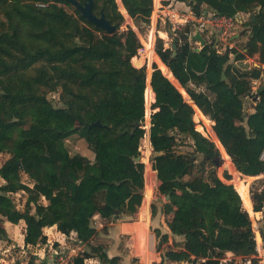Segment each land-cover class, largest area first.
<instances>
[{
    "label": "trees",
    "instance_id": "16d2710c",
    "mask_svg": "<svg viewBox=\"0 0 264 264\" xmlns=\"http://www.w3.org/2000/svg\"><path fill=\"white\" fill-rule=\"evenodd\" d=\"M119 1L135 22H148L153 0ZM179 1L196 15L248 14L241 52L233 47L218 51L215 39L196 50L190 45V26L174 31V49L158 38L156 51L214 121L224 157L229 155L239 173L259 175L264 172V80L255 93L252 81L264 75V0ZM100 10L115 25L114 32L95 27L66 0H0V152L8 154L0 164V241L8 240L6 221L24 220L25 245L46 242L44 227L55 225L87 247L67 264H86L88 258L118 264L120 256L108 257L102 245L92 243L97 234L93 218L134 217L145 185L146 73L144 66L131 63L140 42L131 28H121L118 0H93L94 13ZM253 56L258 63L249 67L236 62ZM169 79L159 69L152 71L151 167L163 209H173L170 234L153 232L156 250L173 236L182 241L160 250V261L152 264H236L234 258L225 259L227 253L254 264L255 234L244 207L251 211L252 200L253 210L260 211L264 190L251 188L249 195L244 182L235 187L226 181L227 171L222 173L226 180L218 175L215 143L196 129L193 108ZM49 93L58 94L59 105ZM247 96L254 101L252 112L246 111ZM96 120L101 126L89 125ZM21 173L33 181L31 187ZM19 190L27 193L23 209L10 195Z\"/></svg>",
    "mask_w": 264,
    "mask_h": 264
},
{
    "label": "rangeland",
    "instance_id": "374dc122",
    "mask_svg": "<svg viewBox=\"0 0 264 264\" xmlns=\"http://www.w3.org/2000/svg\"><path fill=\"white\" fill-rule=\"evenodd\" d=\"M248 18V14L247 13H242L239 14V19H241L242 22L238 21L235 24V27L231 29V32L229 34V36L227 37L226 41H215L214 46H216L217 44V48H219L220 50L225 49L226 47H229V43H231L232 47L234 49H236L237 51H243V45L247 39V28L244 26V22L247 20ZM134 21V20H133ZM135 22V21H134ZM136 26L138 28H140L141 30H145L146 28V24L147 22H143V21H136L135 22ZM167 25H162L159 24L158 28L159 29H163L166 28ZM182 28V27H181ZM180 28V29H181ZM177 30V29H176ZM203 37L208 40L211 41L212 39L216 40V37L214 35H211L209 32L204 31L203 33ZM170 41L171 43L173 42V39L170 37ZM172 47V44H170ZM192 45H194L195 47H200L199 42L197 41L196 43H192ZM173 48V47H172ZM174 49V48H173ZM234 57V54L233 56ZM140 61V60H139ZM237 64L240 67H249L251 65L257 64L258 63V58L257 56H253V57H245L244 59L241 60H236ZM149 77V75H148ZM264 80V75L261 79H259L258 81H256L255 83L252 81V93H255L257 90V87L259 85V83ZM48 97L51 99L52 103L54 105H59L60 102L58 101V94L57 93H49ZM183 99L184 100H190V98L188 97V95L186 93L183 94ZM251 97H248V99L244 98V103L245 106L248 107L251 104ZM194 112H197V110L194 108L193 109V114H195ZM197 117L199 118L198 115H200V117H203L199 112H197ZM194 117V115H193ZM207 118V117H205ZM208 119V118H207ZM206 122V120H205ZM195 125L197 127V129L201 130L200 125L197 121H195ZM183 149L185 150H191L190 146H182ZM218 148H220L222 151H224L221 147L218 146ZM143 150L145 149V147L142 148ZM80 152L82 154H85L87 157H91L92 158V152H90L89 150L86 151V149L81 148ZM144 154V153H143ZM221 155V153L219 152V154L217 155V159L219 160V156ZM222 156V155H221ZM229 156V155H228ZM8 157V154L6 152H0V164ZM226 159H222V166L221 169H219V166L217 167V171L220 173H222L223 171H226V169L224 168L226 166H228L233 174L234 180H233V184L235 187H237V184L240 182H244V184H246L248 192H250V189H256V188H260L263 189L264 188V176L258 177V178H254V177H248L246 175H243L241 173H239L235 167V165L233 164V162L231 161V158L229 157V159H227L228 157L225 156L224 157ZM233 167L235 169H233ZM151 170L149 169L148 171H146L147 173V180L149 181V172ZM154 175V174H153ZM230 175V179L233 178ZM21 180L24 184L28 185V186H32L33 185V181L28 177L27 174L25 173H21ZM3 180L0 178V183H2ZM155 182V178L154 181L148 182V186L151 188L153 186ZM147 186V187H148ZM12 199L14 200L17 208L19 209H23L24 207V203L25 200L27 198V193L24 190H19L17 192H12L11 194ZM250 195V193H249ZM155 190L153 192V196L151 198V202L149 205V210H150V214H151V218L155 217V215L157 214V210L159 207V201L162 203L164 201V197L162 198V200H159ZM41 202L46 203L45 200L41 199ZM149 203V202H148ZM151 208V209H150ZM168 221L171 219V210L170 208H168ZM263 211V209L261 210ZM249 216L252 222V228L253 231L255 233V236H257V240H259L260 238L258 237V230H260V232L263 234L264 233V211L260 214H255L253 211H249ZM260 217V218H259ZM123 219H127L126 217H122ZM25 222L23 220L18 221V222H14V223H5L4 222V227L7 231V235H8V240H1V244H0V264H63V261L67 259L68 257V250L70 248H75V251L78 250V247H84L87 248L84 244L77 242L76 240H74L73 235H70L72 238L67 237V239H65L62 243L54 240L55 238H58V234L53 235L50 237V241H47V237H46V242L44 243H40L37 245H25L23 242V232H24V227H25ZM92 223L94 224V226H96L99 229V232L97 233V235H95V237L92 239V243L94 244H99L102 245L106 250L108 255H129L130 257V261L129 264H152L153 261L154 262H158L160 261V250L166 248V247H178V245L181 244L182 241V237L180 236H173V240L174 241H170L168 243L162 244L159 248V250H156V243L157 240L154 236V229H150V232L148 233V235H146L145 237H141L140 240H134V238H129L126 236H120L118 239H116L115 243L116 246L113 248H108V244L106 242V240H104L103 237V231L100 230V220L99 218L94 217ZM163 230L165 231H169V229L167 227H163ZM160 231L162 232V230L160 229ZM50 235H52L51 232H49ZM135 249L137 250V253L141 254V256H134ZM139 249V250H138ZM261 249V248H260ZM56 252V253H55ZM54 258V260H53ZM230 258H234L235 259V263L236 264H251L249 263V261L244 260V258L241 257H236L234 256L232 253H227L226 254V258L225 259H230ZM118 264H123L121 262V260L118 261ZM127 264V263H125ZM163 264H190V263H172V262H164ZM254 264H259L258 263V259L256 258V262Z\"/></svg>",
    "mask_w": 264,
    "mask_h": 264
},
{
    "label": "built area",
    "instance_id": "2783aa9c",
    "mask_svg": "<svg viewBox=\"0 0 264 264\" xmlns=\"http://www.w3.org/2000/svg\"><path fill=\"white\" fill-rule=\"evenodd\" d=\"M118 3L120 6V10L124 16V22L121 25V28L125 29L127 28V26L131 28L135 32L140 42L136 54L131 59L132 63L134 64L133 62L134 59L137 61L140 60L141 62L138 65L136 64L135 65L138 67L144 66L146 75L148 71H154L155 69H159L163 74H165V71L162 69L160 65L161 63L165 65V63L161 60L160 56L156 51L157 39L161 36L159 35V33L155 34V32H153L152 29L149 28V26H146L144 31L138 28L135 22L133 21V19L125 12L119 0ZM37 4L39 6L45 5V3H37ZM180 4H182L184 7H180L179 6ZM242 13L244 12H239L234 17L219 15L214 12H204L200 15H196L188 5H186L184 2H181L179 0H153L152 10L149 16V20H151V18L155 16V19L158 21L159 24L167 25L171 31H175L176 29H180L181 27L184 26H190L189 40H191L190 36L193 35L195 32H199L203 36L202 33L204 31H207L211 35H214L216 37V41L219 40L226 41L227 37L231 32V29L235 27V24L239 19V14ZM239 21L241 22V19H239ZM228 46L232 47L231 43H229ZM215 47H217V44ZM217 49L218 51H220L219 48ZM156 56L158 57V60L155 58ZM256 81L257 80L253 82L255 83ZM145 102H147V97L145 98ZM153 110L154 109L150 110V103L146 104L144 119L143 121H141V127L144 130V134H143L144 147L150 135V115L153 112ZM207 118L206 120L208 121V123L205 122V119H203V117L200 116L199 118L197 117L195 121L199 123L201 130L197 129V127L196 129L199 130L209 140L213 141L218 149V154L220 152L222 155L223 152L220 148H218V144L216 143V141L218 142L220 141L218 140L213 128L214 121L209 117ZM221 155L219 156V160H221L222 157ZM260 159L264 163V148L261 151ZM149 163L151 164L150 157H149ZM224 166L226 171L233 177L230 168L226 165ZM223 180L226 179L223 178ZM233 180L234 177L226 181L233 183ZM156 181L157 179L155 180V182ZM155 189L156 187L154 186V190ZM144 195H145V190L143 191V196ZM42 199L44 200L43 197ZM69 260L70 258L67 257V259L63 261V264H67Z\"/></svg>",
    "mask_w": 264,
    "mask_h": 264
},
{
    "label": "crops",
    "instance_id": "0c3cea01",
    "mask_svg": "<svg viewBox=\"0 0 264 264\" xmlns=\"http://www.w3.org/2000/svg\"><path fill=\"white\" fill-rule=\"evenodd\" d=\"M180 7H184L182 4L179 5ZM144 22V21H143ZM242 22V21H241ZM146 23V22H145ZM147 26H149V28L152 29L153 32H155V34L159 33V35L161 37H159L160 39H162L163 41V46L165 45V47H168V46H171L170 44H173L171 43L170 41V37L172 38V35L174 33V31H171L168 26L166 28H163V29H159L158 28V21L155 19V16H153V18H151V20H148ZM205 39V38H204ZM206 40V39H205ZM196 43L197 41L195 40H190V45L195 47L194 45H192V43ZM196 48V47H195ZM200 48V47H199ZM134 64L132 63V60H131V63L136 66L138 65L139 63L137 62V60L134 59ZM136 64V65H135ZM166 65V64H165ZM138 67V66H136ZM167 67V71L172 75V77L177 81V79L173 76L170 68L166 65ZM165 71V70H164ZM163 74V73H162ZM149 75V77H148ZM151 75H152V71H148L147 72V75H146V80H145V98H146V89H147V86H149V94H150V97H149V100L147 102H145V107H146V104L150 103V110L151 109H154L153 112L156 110V108H153L152 107V104L154 103L155 101V93L154 91L152 90V87H151ZM166 78L169 79V77L166 75V71H165V74H163ZM170 80V79H169ZM255 80H259V79H255ZM253 80V81H255ZM171 81V80H170ZM172 84H174V86L180 91V93L182 94L183 96V92L181 90H183L187 95L188 97L190 98V100H185V102H187L189 105H191V107L194 109L197 110V112H199L202 116L204 117H208L207 115H205L204 113H202V111L196 106V104L194 103L193 99L191 98V96L187 93L186 89H184L180 83L177 81V83L179 84V87L182 88L180 89L173 81H171ZM248 97L250 96H247L245 97L246 99H248ZM251 104L246 107V111L247 112H252L253 111V104H254V101L253 99H251ZM148 107V105H147ZM148 110V109H147ZM148 112V111H147ZM197 112H194L195 114L194 117L195 119L197 118ZM200 116V115H198ZM193 117V118H194ZM194 119V120H195ZM220 143V142H219ZM221 144V143H220ZM222 145V144H221ZM223 147V146H222ZM83 149H86V148H83ZM224 149V147H223ZM86 151H88V149H86ZM225 151V149H224ZM91 152V151H90ZM226 152V151H225ZM143 156H142V160L145 162V180H146V171H148L149 169L151 170V172L154 174V177H155V180H156V173L155 171H153L151 169V164L149 163V157H150V153H151V145H150V140L148 139V141H146L145 143V149L143 150ZM227 153V152H226ZM85 155V154H84ZM226 156V155H225ZM227 157L229 158V156L227 155ZM90 159L93 158V155H92V158L91 157H88ZM227 158V159H228ZM222 159H225L224 158V154L222 153V157H221V160H219L218 162V166H219V169H221V166H222ZM225 162H226V159H225ZM223 168V166H222ZM223 173V172H222ZM222 173H220V171L218 172V175L223 179V175ZM261 176H264V172L259 174V175H255V176H250V177H254V178H258V177H261ZM147 181V180H146ZM158 184V182H154L153 186L151 187V196L149 198V200L147 201L148 205H147V212L144 213V214H141V208L142 206L144 205V202L146 201L145 200V195L143 196V199H142V202H141V205L140 207L138 208V211L135 213L134 217H127V219H123V218H117V219H112V220H109V221H104L103 219H101L98 215H96L95 217L96 218H99L100 220V230L103 231V237H104V240H106L107 244H108V248H114L116 246V239H118L120 236H126V237H129V238H134V240H140V238L143 236L145 237L146 235H148V233L150 232V229H155V228H158V229H161L163 233H168L170 234V231H165L163 230V227H167L169 229V222L167 223L169 217H168V208H170L171 210V216L173 215V209L171 207H166L165 209H163L162 207V203L159 201V207H158V210H157V214L155 215V217L151 218V214H150V210L148 209L149 208V205H150V202H151V198L153 196V192H154V186L156 187V185ZM148 186V181L147 183L145 182V185H144V190H146ZM260 189V188H259ZM264 190V188L262 189ZM250 193V192H249ZM251 198V196H250ZM244 207V206H243ZM151 209V208H150ZM244 209L249 212V210H247L245 207ZM263 211H264V205L262 207ZM261 209V210H262ZM254 211L253 210V205H252V200H251V211H253L255 214H260L262 215V212L263 211ZM260 218V217H259ZM21 221V220H19ZM24 221V220H23ZM5 223H12V222H8L6 221ZM106 223V230H103L102 229V226L103 224ZM25 224V223H24ZM97 229V233L99 232V229L96 227ZM52 233V235H50V233ZM43 233L45 235V237H47V241H50V237L53 236V235H56L58 234V238H55L54 240L62 243L65 239H67V237L69 236H66L64 235L63 233H61L60 231L57 230L56 226L55 225H52V226H46L44 227L43 229ZM255 234V233H254ZM97 235V234H96ZM258 237L260 238L259 240H257V236H255V240H256V249H257V254H256V258L258 259V263L259 264H264V233L262 234L260 232V230H258ZM70 238H72L70 236ZM74 238V237H73ZM75 240V239H74ZM115 240V241H114ZM0 244H1V241H0ZM37 245V244H36ZM85 245V244H84ZM84 247H78V250L80 249H83ZM261 248V249H260ZM77 250V251H78ZM104 250L106 251L107 249L104 248ZM139 250V249H138ZM77 251H75V248H70L68 250V257L70 258L71 256H73L74 254L77 253ZM135 252L134 253V256H141V254L137 253V250L135 249ZM107 253V252H106ZM108 255V254H107ZM118 255V254H116ZM116 255H113V256H116ZM112 255H108V257H113ZM120 256V260L123 264L127 263L129 264V261H130V257L129 255L125 254V255H118ZM54 260V258H53ZM86 264H100V262L98 261L97 258H88L85 260ZM154 262V261H153Z\"/></svg>",
    "mask_w": 264,
    "mask_h": 264
},
{
    "label": "water",
    "instance_id": "95a60500",
    "mask_svg": "<svg viewBox=\"0 0 264 264\" xmlns=\"http://www.w3.org/2000/svg\"><path fill=\"white\" fill-rule=\"evenodd\" d=\"M66 1L71 3L74 6V8L80 12L81 16L86 20H88L89 22H91L95 27L105 31L106 33H112L115 31V25L109 21V19L105 16V13L102 10H100L99 15L94 13L93 0H84L83 2H80L78 0H66ZM190 39L198 41L200 47L203 46L206 42L204 37L199 32H195L193 35H191ZM172 47L175 48L176 43H173ZM195 49L198 50L199 47H196ZM89 125L101 126V122L99 120H96L90 123Z\"/></svg>",
    "mask_w": 264,
    "mask_h": 264
},
{
    "label": "bare ground",
    "instance_id": "6f19581e",
    "mask_svg": "<svg viewBox=\"0 0 264 264\" xmlns=\"http://www.w3.org/2000/svg\"><path fill=\"white\" fill-rule=\"evenodd\" d=\"M149 86H147V89H146V97H147V101L149 100V97H150V92H149ZM151 166V165H150ZM147 175V174H146ZM154 175H153V173L150 171L149 172V181H151V182H153L154 181ZM148 178H147V176H146V180H147ZM148 181V180H147ZM147 181H146V183H147ZM148 181V182H149ZM150 196H151V188L148 186L147 188H146V190H145V202H144V205L142 206V208H141V214H144V213H146L147 212V205H148V203H147V201L149 200V198H150Z\"/></svg>",
    "mask_w": 264,
    "mask_h": 264
}]
</instances>
